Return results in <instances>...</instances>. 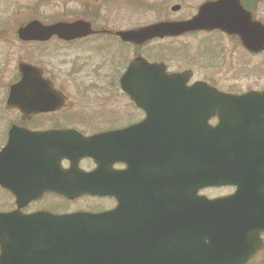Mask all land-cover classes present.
Wrapping results in <instances>:
<instances>
[{
  "label": "flooded vegetation",
  "instance_id": "obj_1",
  "mask_svg": "<svg viewBox=\"0 0 264 264\" xmlns=\"http://www.w3.org/2000/svg\"><path fill=\"white\" fill-rule=\"evenodd\" d=\"M98 1L81 4L82 18L91 24L83 30L84 34L81 36L66 40L53 35L45 42H21L40 49L41 56H53V50L62 52L89 47L100 58L94 64L92 72L80 73L84 63L81 57H77L66 72H52L50 63L32 62L42 68L43 72L30 75L29 81L22 86L18 85L22 80L18 72L6 82L0 81V95L6 100L13 89L17 94L40 97L42 103L31 106L0 105V153L9 138L13 139V144L0 155V212H49L60 215L110 210L118 204L115 196L85 192L70 198L64 192L84 176L96 178L99 191L112 187L140 192L144 186V173H171L173 158L180 160L182 153L191 156L192 152H196V146L191 145V138L184 139L189 141V145L182 147L180 132L171 129L181 126V109L158 107L156 113L148 118L146 126L152 129L160 127L163 130L142 132L141 135L144 134L148 141L147 148L144 155L135 154L131 158L126 144L132 140L133 133L117 134L116 131L138 124L148 116L146 109L134 105L121 79L130 60L136 56H144L151 62H162L168 72L185 70L174 69L171 64L162 60H151L148 54H144V48L151 45L167 42L178 46L184 45L185 40L189 43L192 39V46L202 47L213 43L208 39L201 40L203 36L215 35L222 39L237 40L242 46L240 38L219 29L180 33L174 31L175 34L167 32L163 36L154 35L147 40L126 39L119 33L156 23L191 20L205 4L219 0H104L109 5L124 3L143 11H153L158 18L148 24L121 27L111 26L108 22L102 23L103 11L100 4H97ZM225 4L232 8L241 7L253 19H259L264 8V0H234ZM17 30L15 36L18 39ZM85 31L92 32L86 34ZM128 48L134 50L133 57H129L127 64L118 65L115 56L119 54L122 57ZM47 50L51 51L48 53ZM171 51L172 49L169 52L172 53ZM118 97L126 98L127 104L116 105ZM260 103L262 104L216 107L223 116L217 114L210 117L209 123H221L224 133L222 138L208 142L211 146L205 148L207 157H220L221 160L215 163L216 172L223 177L233 178V182L209 186L206 192L210 198L234 194L239 183L251 172L259 174L264 184V100ZM189 118L191 123L193 117ZM178 171L180 174V162ZM208 172H213L212 161ZM123 175L129 176L128 180L121 179ZM174 192L177 190L174 189ZM15 193L24 195V199L18 202ZM30 194L38 196L28 198ZM230 213L236 215L240 211H227V214ZM217 222L241 224L249 221L234 217ZM257 247L259 249L247 264H264V230L260 232Z\"/></svg>",
  "mask_w": 264,
  "mask_h": 264
},
{
  "label": "water",
  "instance_id": "obj_2",
  "mask_svg": "<svg viewBox=\"0 0 264 264\" xmlns=\"http://www.w3.org/2000/svg\"><path fill=\"white\" fill-rule=\"evenodd\" d=\"M235 9L239 15L233 16L229 14L228 8L222 7L221 2L214 6L208 4L201 9V15L190 22L162 23L140 29L136 33L121 32L120 35L131 40H147L154 35L167 32L175 34L179 30L221 28L230 34L239 35L246 49L252 52L263 51L264 25L254 22L241 7L236 6ZM89 26L88 22L82 20L72 23L61 21L49 25L34 20L21 27L18 33L23 40H47L54 34L78 37ZM19 69L26 76L37 72L36 67L24 62L19 64ZM161 71L156 64H150L141 58L131 61L123 81H144V95L141 94V86L132 93V99L138 106H187L198 109L233 104L257 105L260 103L258 100L264 98V92L256 91L242 96H231L205 82L188 86L184 74L169 76ZM134 75H140V78L135 79ZM24 78L26 82L27 78ZM29 100L30 97H17L11 93L8 103L35 105ZM147 113L149 115L151 112ZM189 113L196 116V123L182 125L176 130L190 131L191 137L193 135L197 139L221 137V126H211L208 123V118L217 113L214 108ZM136 127L138 126L132 128ZM142 141L140 139L129 145L130 151L133 153L134 149H141L144 152ZM191 162L193 175L187 173L180 177V197H165L160 189L164 178L160 175L144 174L143 200L137 202V206L131 205L122 192L113 190L108 194L116 196L119 205L102 214L23 216L0 213V264H246L255 251L252 247L255 232L249 231L241 235L242 237L224 235L222 230H216L219 225L210 224L207 220L210 212L219 208L244 207L246 210L251 208L257 211L255 215L247 217L262 220L247 226L264 228V192L256 187V183L253 185L254 189L252 188L253 181L258 176L250 177L252 181L249 192L257 198H253V204H250L251 201L245 196L248 192L244 190H238L235 195L227 198L209 200L207 196L200 195L199 191L211 184L220 185L222 178L217 174L208 175L204 153ZM92 182L93 178H86L85 184H73L66 195L77 196L85 187L93 186ZM215 216L221 217L217 214ZM127 218H137L141 222L137 225L142 228H134L135 230L124 235H116L117 231L110 230ZM179 219L182 220L180 223L173 221ZM186 228V232L180 231ZM245 247L252 251L244 254Z\"/></svg>",
  "mask_w": 264,
  "mask_h": 264
},
{
  "label": "rangeland",
  "instance_id": "obj_3",
  "mask_svg": "<svg viewBox=\"0 0 264 264\" xmlns=\"http://www.w3.org/2000/svg\"><path fill=\"white\" fill-rule=\"evenodd\" d=\"M88 2L93 3L95 0H0V81L6 82L17 73V64L20 60L50 63L52 72H66L70 68V63L81 57L84 65L80 73L92 72L94 64L100 61V58L89 47L67 49L62 52L53 50V56H41L40 49L21 43L15 36L18 27L33 19L52 23L82 18L81 4ZM98 2L103 11L102 23L108 22L107 24L114 27L148 24L158 19L153 11H143L124 3L109 5L105 4L104 0ZM262 12L259 19L264 22V8ZM4 31L6 33L3 34ZM206 39L212 41L213 46H192L191 42L194 43V40L190 39L189 43L185 40L184 45L178 46L167 42L154 44L144 48V54H148L151 60L168 62L174 69H192L194 71L192 82L206 81L224 92L264 90V51L257 55L251 54L232 38L222 39L220 36L212 35L203 36L201 40ZM169 47H173L172 53L169 52L171 50ZM50 51L47 50L48 53ZM124 53L122 57L119 54L115 56L118 65L127 64L129 57H133L134 50L128 48ZM115 104L126 105L127 99L118 97ZM0 105H5V97L1 95Z\"/></svg>",
  "mask_w": 264,
  "mask_h": 264
}]
</instances>
